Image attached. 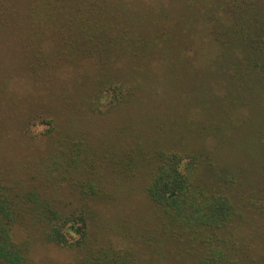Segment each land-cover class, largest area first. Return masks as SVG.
I'll return each mask as SVG.
<instances>
[{"label": "trees", "instance_id": "1", "mask_svg": "<svg viewBox=\"0 0 264 264\" xmlns=\"http://www.w3.org/2000/svg\"><path fill=\"white\" fill-rule=\"evenodd\" d=\"M7 1L0 0V150L12 146L22 155L10 168L0 162V264H34L35 244L68 252L70 259L62 264H147L144 249L100 234L102 212L116 201L120 175L143 179L145 196L158 213L160 253L176 254L182 264H264V255L238 247L236 226L246 207L238 200L239 176L213 153L156 149L145 142L105 152L100 138L77 124L86 89L89 110L97 109L103 96L109 97L108 111L134 102L125 65L146 70L156 60L161 64L164 54L191 49L210 57L211 44L224 78L258 104L264 94V0H198L185 21L173 16L165 21L163 11L135 13L120 1L49 0L58 7L45 9L11 1V8H2ZM61 65L73 74L88 69L93 75L82 84L85 90L77 86L75 105L52 83L50 74ZM199 75L211 77L204 69ZM15 76L33 82L27 94L32 99L19 101V107ZM32 123L45 130L30 134ZM22 129L29 142L7 136ZM253 208L264 216V190Z\"/></svg>", "mask_w": 264, "mask_h": 264}, {"label": "rangeland", "instance_id": "2", "mask_svg": "<svg viewBox=\"0 0 264 264\" xmlns=\"http://www.w3.org/2000/svg\"><path fill=\"white\" fill-rule=\"evenodd\" d=\"M11 1L17 2L18 6V1H32L41 6V9L58 7L57 3L50 4L49 0H10L2 8H11ZM103 1L108 4L120 1L140 14L163 11L165 21H170L171 16L185 21L189 13L194 15L198 0ZM59 14L60 10L56 11V17ZM207 51L210 57H200L194 49L184 55L167 53L161 64L156 60L146 70L141 68L139 71H132V66L125 65L123 72L127 74L124 76L134 85L135 100L130 106L125 103V109L121 111L118 108L106 110L108 96L100 99L97 109L92 106L89 110L87 89L83 87L93 80L88 69L79 70L78 73L82 75L80 78L78 73L65 71L66 66L61 65L50 76L59 93L62 92L71 105H75L72 98L75 95L79 97L77 86L85 90L77 124L94 137L98 136L100 142L97 144L105 152L118 145L142 142L151 145V148L157 147L156 149L195 147L213 153L223 165H229L239 176L236 179L238 200L242 197L246 206L242 221L236 226L238 247L252 255H264V216L253 208V204L259 205V191L264 190V150L258 149L262 146L260 141L264 140V136L259 134L264 133V94L259 95L257 104V100L253 101L254 97L229 83L218 66L216 47L211 44ZM117 66L121 67L122 63ZM88 67H92V64L89 63ZM201 69L208 71L211 77L200 76ZM83 71L88 72L87 76H83ZM120 72L124 74L122 68ZM75 79H78L77 83ZM103 80L108 85V80ZM13 83L18 85L16 107H19V101L27 102L32 99L31 95H27L32 94L29 93V90H33L32 81L18 82L15 76ZM13 96L14 94L10 95L8 99L12 100ZM27 106L24 104L22 109ZM44 130V125L32 123L28 131L36 136ZM256 131L259 139L253 136ZM7 136L14 137L17 142L19 139L24 141V137L29 142L23 129L17 133L12 131ZM31 143L34 141L31 140ZM2 147L0 162L6 168L19 164L18 155L22 153L18 151L17 155L12 146ZM18 148L20 149L19 145ZM138 153L141 156V152ZM117 178L114 184L116 201L102 212L100 234L112 242H123L124 246H139L144 249L147 254L140 255L147 264H182L177 262L180 259L177 260L176 254L159 252L162 239L156 232L159 227L158 213L145 196L143 179H125L122 175ZM32 259L34 264H62L70 259V254L50 245L35 244Z\"/></svg>", "mask_w": 264, "mask_h": 264}]
</instances>
